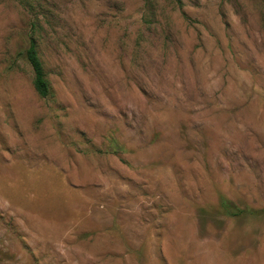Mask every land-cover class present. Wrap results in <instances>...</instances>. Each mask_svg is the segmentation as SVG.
<instances>
[{"label":"rangeland","instance_id":"374dc122","mask_svg":"<svg viewBox=\"0 0 264 264\" xmlns=\"http://www.w3.org/2000/svg\"><path fill=\"white\" fill-rule=\"evenodd\" d=\"M0 264H264V0H0Z\"/></svg>","mask_w":264,"mask_h":264},{"label":"trees","instance_id":"16d2710c","mask_svg":"<svg viewBox=\"0 0 264 264\" xmlns=\"http://www.w3.org/2000/svg\"><path fill=\"white\" fill-rule=\"evenodd\" d=\"M24 56L25 60L30 65L33 71V86L36 93L42 98L48 97L50 93V86L46 78L43 64L39 58L37 44L34 39L30 40L29 47L26 49ZM223 205L225 209L232 211V214L234 216H240L244 213L240 210L233 212L235 211V208L229 202H224Z\"/></svg>","mask_w":264,"mask_h":264}]
</instances>
